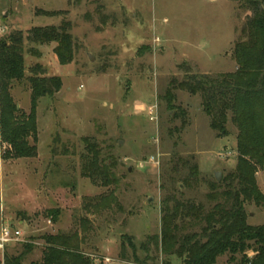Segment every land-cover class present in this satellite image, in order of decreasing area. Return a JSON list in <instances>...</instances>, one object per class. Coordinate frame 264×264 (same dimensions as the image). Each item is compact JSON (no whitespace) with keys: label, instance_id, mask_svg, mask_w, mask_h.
<instances>
[{"label":"rangeland","instance_id":"rangeland-1","mask_svg":"<svg viewBox=\"0 0 264 264\" xmlns=\"http://www.w3.org/2000/svg\"><path fill=\"white\" fill-rule=\"evenodd\" d=\"M251 14L248 0H0V39L71 22L74 40L68 64L59 61L56 42L24 43L26 76L11 90L18 109L31 110L29 77L37 65L42 77L58 76L63 84L39 98L38 141L30 138L35 157L7 156L0 132V230L10 224L23 239L0 251V264L6 254L41 263L46 235L59 234L106 264H181L149 238L161 235L163 200L175 193L207 209L216 204L210 184L235 171L239 130L229 122L219 136L201 97L171 82L187 73L235 72L234 43ZM170 88L185 117H173L177 111L165 98ZM85 137L113 163V184L83 176ZM195 164L199 176L184 185ZM256 175L264 192V168ZM245 208L248 224H264V204ZM200 229L187 224L184 232ZM218 259L230 264V253Z\"/></svg>","mask_w":264,"mask_h":264},{"label":"trees","instance_id":"trees-1","mask_svg":"<svg viewBox=\"0 0 264 264\" xmlns=\"http://www.w3.org/2000/svg\"><path fill=\"white\" fill-rule=\"evenodd\" d=\"M248 6L252 14L235 41L232 53L238 65L235 72L216 75L187 73L183 80L173 78L171 82V88L201 97V106L209 117L210 127L219 136L228 133L229 122L239 130L235 171L222 183L210 184L213 191L210 198L216 204L207 209L203 203L182 200L175 193L163 200L161 235L149 238L160 245L165 255H176L181 264H218V258L225 253H230V264H264V224H248L245 208L249 202L264 204V192L259 188L256 175L260 167L264 168V0H248ZM43 12L48 16L60 13L56 10ZM70 27L71 22L37 26L27 35L16 30L0 39V132L3 142L9 145L7 156L37 155V145L32 144L30 138L38 141L36 111L39 98L53 96L63 84L58 76L42 77L37 65L33 68L35 75L29 77L31 110L26 113L18 109L11 90L15 81H22L26 76L24 43L26 40L35 44L56 42L54 49L59 61L71 63L74 40ZM171 88L165 98L169 108L177 111L173 117H185L183 108L174 104L176 96ZM83 140L87 150L82 159L83 176L102 186L113 184L116 180L113 163L103 159L96 140L91 137ZM189 167L184 185L199 176L198 165ZM48 213L54 219L58 218V210H49ZM187 224L198 225L201 229L186 233ZM46 242L42 262L33 264H106L102 259L87 256L64 234L46 235ZM248 250H253L254 256H249ZM237 255L241 256L240 260ZM22 262L23 255H5L4 264Z\"/></svg>","mask_w":264,"mask_h":264},{"label":"built area","instance_id":"built-area-1","mask_svg":"<svg viewBox=\"0 0 264 264\" xmlns=\"http://www.w3.org/2000/svg\"><path fill=\"white\" fill-rule=\"evenodd\" d=\"M153 113V112H152ZM154 120V117L151 118ZM0 251H5L8 246L12 243H17L23 241L22 239V231L18 228L4 224L0 230Z\"/></svg>","mask_w":264,"mask_h":264},{"label":"water","instance_id":"water-1","mask_svg":"<svg viewBox=\"0 0 264 264\" xmlns=\"http://www.w3.org/2000/svg\"><path fill=\"white\" fill-rule=\"evenodd\" d=\"M90 57H91V59H93V55L92 54H90ZM215 176H216V178H217L218 181H221L222 176H221V173L220 172H215Z\"/></svg>","mask_w":264,"mask_h":264}]
</instances>
